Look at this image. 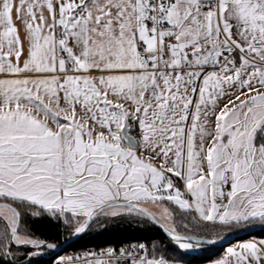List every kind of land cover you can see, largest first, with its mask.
Here are the masks:
<instances>
[{"label":"snow or ice","instance_id":"1","mask_svg":"<svg viewBox=\"0 0 264 264\" xmlns=\"http://www.w3.org/2000/svg\"><path fill=\"white\" fill-rule=\"evenodd\" d=\"M133 214L184 250L264 227V0H0V251ZM138 249L59 264H169Z\"/></svg>","mask_w":264,"mask_h":264},{"label":"trees","instance_id":"2","mask_svg":"<svg viewBox=\"0 0 264 264\" xmlns=\"http://www.w3.org/2000/svg\"><path fill=\"white\" fill-rule=\"evenodd\" d=\"M32 227L36 236L47 242L62 244L73 236V233L66 229L62 223L58 224L49 219H39ZM221 228L223 226L218 227L215 231L190 232L189 235L203 239H215L220 237L221 233L224 232L223 235H225L227 231L231 230L223 231ZM252 236L264 238V229L255 232ZM248 237L250 236L242 237L237 239V241L244 240ZM128 243L143 244L148 250H151L153 245H158L163 256L169 262L186 264H203L219 259L225 254L227 247L232 245V243L220 245L199 243L202 246L201 251L190 253L170 243L168 236L147 218L124 216L108 219L103 225H96L94 220L89 229L64 251L56 250L48 254L45 252L46 247L33 249L31 247L21 246L20 250L14 254L4 255L0 251V264H53L55 258L72 250H82L86 247L101 249L117 247ZM12 247L16 248L17 246L13 245ZM25 248L29 253L27 255L24 251Z\"/></svg>","mask_w":264,"mask_h":264},{"label":"water","instance_id":"3","mask_svg":"<svg viewBox=\"0 0 264 264\" xmlns=\"http://www.w3.org/2000/svg\"><path fill=\"white\" fill-rule=\"evenodd\" d=\"M93 223V222H92ZM91 223V224H92ZM90 224V226H91ZM89 226V227H90ZM158 226V225H157ZM159 227V226H158ZM89 229V228H88ZM87 229V230H88ZM264 229V227H261L259 224L253 225L250 228H245L239 231H235L232 232L231 234L221 238V239H203L200 237H195V240L193 242L199 241L200 243H205V241H209V240H215V243H206L209 245H220V244H229V243H233L235 241H237V239H240L242 237H246V236H252L255 232L260 231ZM86 230V231H87ZM162 230V229H161ZM163 231V230H162ZM85 233V232H84ZM84 233H81L80 235L76 236L73 235L71 238H69L68 240H66L64 243L59 244V243H54V242H47V243H52L54 245H56V249L58 251H64L71 243H73L76 239H78L79 237H81ZM166 234V233H165ZM167 235V234H166ZM21 247H30V246H21ZM44 247H41L39 249H42Z\"/></svg>","mask_w":264,"mask_h":264},{"label":"built area","instance_id":"4","mask_svg":"<svg viewBox=\"0 0 264 264\" xmlns=\"http://www.w3.org/2000/svg\"><path fill=\"white\" fill-rule=\"evenodd\" d=\"M139 245L140 244L128 243V244H124V245L117 246V247H107V248H101V249H96L94 247H86L82 250H72V251L66 252V253L58 256L57 258H55L53 264H59L60 260L65 259L67 257H84V256L88 255L89 253L100 254V253L106 252L108 249H115V250H117V253H119L121 250L132 248V249H135L139 252V249H138ZM51 253H53V252H50L49 254H51ZM140 254H143V253L140 252Z\"/></svg>","mask_w":264,"mask_h":264},{"label":"rangeland","instance_id":"5","mask_svg":"<svg viewBox=\"0 0 264 264\" xmlns=\"http://www.w3.org/2000/svg\"><path fill=\"white\" fill-rule=\"evenodd\" d=\"M132 216H135V214H133ZM108 219H111V217H109V218H104V217H100V218H97L96 220H95V224L97 225H103V223L105 222V221H107ZM178 220H179V218H177ZM253 226V225H252ZM223 231H226V230H228V228H226V227H223V228H221ZM242 229H245V228H242ZM242 229H239V230H242ZM239 230H229V231H227L226 232V234L225 235H223L224 234V232L223 233H221V236L220 237H218V238H215V239H221V238H223V237H225V236H227V235H229V234H231L232 232H235V231H239ZM223 235V236H222ZM196 237V236H195ZM250 237H252V236H250ZM249 238V237H248ZM257 238V237H256ZM259 239H261V238H259ZM194 243V245L196 244V242H193ZM237 243H239V241H235V242H233L232 243V245H229V246H234L235 244H237ZM228 246V247H229ZM46 250H45V252L46 253H50V252H54V251H56V248L54 247V248H52V249H49V248H45ZM201 249H202V246H201V244H199L198 246H194L192 249H188V250H186L187 252H190V253H197V252H200L201 251ZM2 253L4 254V255H8L7 253H5V252H3L2 251ZM222 258V257H221ZM220 259V258H219ZM218 259H216V260H213V261H210V262H207V263H203V264H216V261H217ZM169 263H172V262H169ZM174 264H177V263H174ZM178 264H186V263H178Z\"/></svg>","mask_w":264,"mask_h":264},{"label":"crops","instance_id":"6","mask_svg":"<svg viewBox=\"0 0 264 264\" xmlns=\"http://www.w3.org/2000/svg\"><path fill=\"white\" fill-rule=\"evenodd\" d=\"M253 238H255V239H259L258 237L256 238L255 236H252V237L246 238V239H244V240H240L239 242H241V241H245V240H248V239H253ZM169 264H174V263H169ZM177 264H178V263H177Z\"/></svg>","mask_w":264,"mask_h":264}]
</instances>
